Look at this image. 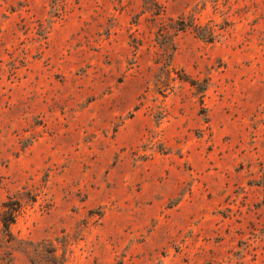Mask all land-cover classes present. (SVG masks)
<instances>
[{
	"label": "rangeland",
	"instance_id": "1",
	"mask_svg": "<svg viewBox=\"0 0 264 264\" xmlns=\"http://www.w3.org/2000/svg\"><path fill=\"white\" fill-rule=\"evenodd\" d=\"M0 264H264V0H0Z\"/></svg>",
	"mask_w": 264,
	"mask_h": 264
}]
</instances>
